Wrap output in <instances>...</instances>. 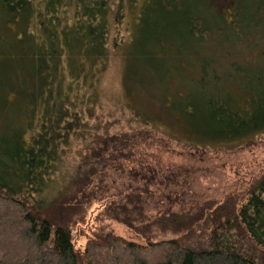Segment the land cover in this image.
I'll return each instance as SVG.
<instances>
[{
    "label": "trees",
    "instance_id": "obj_1",
    "mask_svg": "<svg viewBox=\"0 0 264 264\" xmlns=\"http://www.w3.org/2000/svg\"><path fill=\"white\" fill-rule=\"evenodd\" d=\"M128 10L121 83L137 126L110 134L100 87ZM158 132L192 147L264 132V0H0V264H264V174L238 207L207 208L203 242H153L161 217L142 225L146 243L74 247L88 190L111 187L96 173L143 180L114 193L122 209L163 203L179 172L161 179L145 152ZM171 222L174 234L192 224Z\"/></svg>",
    "mask_w": 264,
    "mask_h": 264
},
{
    "label": "rangeland",
    "instance_id": "obj_2",
    "mask_svg": "<svg viewBox=\"0 0 264 264\" xmlns=\"http://www.w3.org/2000/svg\"><path fill=\"white\" fill-rule=\"evenodd\" d=\"M131 20V13L128 10L124 20L111 28L109 36L110 58L101 82L103 107L101 106L98 113L104 119H109L110 134L125 133L137 126L123 106L125 104L121 83L123 49L130 37ZM158 138L159 140L145 152L153 153L165 166L166 173L163 172L161 179L165 177L167 171L180 173L173 182L166 183V188H160V194L157 191L156 197H161L163 203L155 206L152 199H148V202L140 205L141 207L126 205L125 209H122L115 204L116 202L114 203L118 202L119 198L115 194L119 191L124 192L130 183L132 188L142 187L143 180L139 178L138 181L133 180L130 176L127 177L128 173L123 177L114 174L104 179L96 173L93 175L95 181L111 183V187L108 191H100L99 186L88 190L94 198L86 206L84 218L82 217L72 227L73 244L80 253H85L88 244L98 236L104 239L115 237L139 244L146 243L142 235V225L161 217L164 219L158 221L161 224L153 225L150 230L153 242L171 238H179L192 244L203 242L201 227L204 226L203 219L208 212L207 208H215L229 202L238 207L247 197L255 181L264 174V132L232 143H215L205 147H192L160 132ZM122 154L124 157L128 156L129 150H122ZM68 164L66 171L72 173L73 166ZM151 188L155 192L158 184ZM167 198L174 200L171 206ZM145 199L147 201L146 197ZM175 219L192 223L189 229H194V232H189V229L183 232L182 229L174 234L173 228L176 230L178 227L171 221ZM166 223L173 225L167 227ZM200 225L202 226L198 229Z\"/></svg>",
    "mask_w": 264,
    "mask_h": 264
}]
</instances>
